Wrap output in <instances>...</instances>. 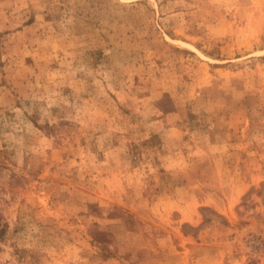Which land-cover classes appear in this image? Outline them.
<instances>
[{"label": "rangeland", "instance_id": "obj_1", "mask_svg": "<svg viewBox=\"0 0 264 264\" xmlns=\"http://www.w3.org/2000/svg\"><path fill=\"white\" fill-rule=\"evenodd\" d=\"M0 264H264V0H0Z\"/></svg>", "mask_w": 264, "mask_h": 264}]
</instances>
